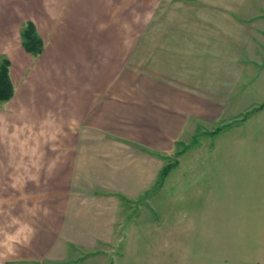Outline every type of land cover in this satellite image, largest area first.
Returning <instances> with one entry per match:
<instances>
[{
  "label": "crops",
  "instance_id": "0c3cea01",
  "mask_svg": "<svg viewBox=\"0 0 264 264\" xmlns=\"http://www.w3.org/2000/svg\"><path fill=\"white\" fill-rule=\"evenodd\" d=\"M3 59L0 264H95L129 204L194 178L204 141L246 129L255 91L264 104V0H0Z\"/></svg>",
  "mask_w": 264,
  "mask_h": 264
},
{
  "label": "rangeland",
  "instance_id": "374dc122",
  "mask_svg": "<svg viewBox=\"0 0 264 264\" xmlns=\"http://www.w3.org/2000/svg\"><path fill=\"white\" fill-rule=\"evenodd\" d=\"M257 93L248 98H257L250 110L260 106L263 110L251 112L247 130L232 128L204 141L209 149L202 145L197 152L194 178L191 173L176 188L173 170L157 194L129 204L122 211L117 237L95 264H252L259 260L264 215L246 199V191L255 188L251 171L264 167V104ZM13 132L0 130V137L14 136ZM207 132L199 130L198 135ZM173 162L175 154L167 164Z\"/></svg>",
  "mask_w": 264,
  "mask_h": 264
},
{
  "label": "trees",
  "instance_id": "16d2710c",
  "mask_svg": "<svg viewBox=\"0 0 264 264\" xmlns=\"http://www.w3.org/2000/svg\"><path fill=\"white\" fill-rule=\"evenodd\" d=\"M21 43L23 49L29 53L31 56H35L41 52L42 45L38 37L35 35L32 27L30 25H26L25 29L21 32ZM8 62L7 60L3 59L0 62V101L8 100L12 95V86L10 84L8 78ZM257 110V109H254ZM254 110H251L253 112ZM222 130V127L217 128L214 133ZM179 153H175V157H177ZM175 166V162H173V166L166 164L159 174L157 186L160 185L164 177L168 174V172L173 169Z\"/></svg>",
  "mask_w": 264,
  "mask_h": 264
}]
</instances>
